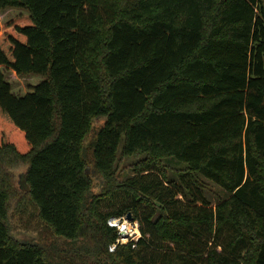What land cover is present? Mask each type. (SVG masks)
I'll return each instance as SVG.
<instances>
[{
    "label": "trees",
    "instance_id": "1",
    "mask_svg": "<svg viewBox=\"0 0 264 264\" xmlns=\"http://www.w3.org/2000/svg\"><path fill=\"white\" fill-rule=\"evenodd\" d=\"M8 7L28 12L5 23L0 65L44 80L20 97L0 70V264H264V0H0ZM119 154L146 156L121 179ZM164 159L185 166L180 181ZM199 177L228 193L216 208ZM23 193L55 240L94 232L100 257L58 246L52 259L15 240ZM128 214L142 238L111 252L108 220Z\"/></svg>",
    "mask_w": 264,
    "mask_h": 264
},
{
    "label": "rangeland",
    "instance_id": "2",
    "mask_svg": "<svg viewBox=\"0 0 264 264\" xmlns=\"http://www.w3.org/2000/svg\"><path fill=\"white\" fill-rule=\"evenodd\" d=\"M28 11L21 8L8 7L4 10L0 11V39L4 38V25L5 23L16 17L19 14L27 13ZM0 70L5 73L7 80L11 83L13 92L20 97L25 96L29 92L33 91V87L40 84L44 77L37 74H26V75H18L15 71L8 69L4 66L0 65ZM104 119H97L93 121V132L88 136L86 140V147L89 148V140L93 136V134L103 125ZM146 155L139 154L137 156H131L127 158H122L121 154H119V161L117 163V170L115 176H119L121 179H126L134 175L135 164L143 159ZM163 162L170 167L168 169V175L175 177L178 181H180V169H183L185 166L174 162L172 160L164 159ZM92 172L93 168L90 167ZM26 171L25 166H19L13 169V173L15 175V186L20 190V185L22 184V176ZM91 172V173H92ZM202 188L204 190L205 198L209 201L210 208H216L220 202L224 201L228 197V193L219 185L214 182L199 177ZM103 187H105V183L96 179L94 181V190L93 193L99 195L103 192ZM198 194V192L196 191ZM24 194V193H23ZM25 195V196H24ZM22 195L21 200H13L11 201L10 207V220H11V234L12 237L20 243L26 244H34L38 243L43 247L50 248V257L53 259V251H56V247L63 250H81L85 251L86 248H89L92 253H89L91 257H100L95 254L96 246L99 242L97 235L93 237V233L88 238L89 240L85 242V239H80L75 243L58 241V239L53 238V234L50 229L42 223L39 219L38 211L35 205L31 202L30 198L24 194ZM199 195V194H198ZM187 199H190L188 196ZM197 206H201V201L196 203ZM162 214V211H161ZM160 212L157 214L156 218L159 217ZM223 234V233H221ZM220 234V235H221ZM229 238V234L223 235L220 237V242L226 241ZM219 242V243H220ZM81 247V249H80ZM219 251L222 250L221 247L218 248ZM92 259V258H91ZM95 260V259H94ZM94 260H91L92 264H100L95 263Z\"/></svg>",
    "mask_w": 264,
    "mask_h": 264
},
{
    "label": "built area",
    "instance_id": "3",
    "mask_svg": "<svg viewBox=\"0 0 264 264\" xmlns=\"http://www.w3.org/2000/svg\"><path fill=\"white\" fill-rule=\"evenodd\" d=\"M108 225L117 231V239L109 247L111 252H114L120 245H127L130 243H132L133 248H135L136 244L142 238L140 223L135 219H128L127 215L109 218Z\"/></svg>",
    "mask_w": 264,
    "mask_h": 264
},
{
    "label": "water",
    "instance_id": "4",
    "mask_svg": "<svg viewBox=\"0 0 264 264\" xmlns=\"http://www.w3.org/2000/svg\"><path fill=\"white\" fill-rule=\"evenodd\" d=\"M24 177H25V175L22 176V182H24ZM26 190H27L28 192H30V188H29L28 186L26 187ZM127 218L130 219V220H133V219H134L133 216H132L131 214H128V215H127Z\"/></svg>",
    "mask_w": 264,
    "mask_h": 264
}]
</instances>
